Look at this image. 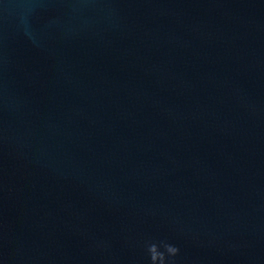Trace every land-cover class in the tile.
Masks as SVG:
<instances>
[{"label":"water","instance_id":"obj_1","mask_svg":"<svg viewBox=\"0 0 264 264\" xmlns=\"http://www.w3.org/2000/svg\"><path fill=\"white\" fill-rule=\"evenodd\" d=\"M153 244L264 264V0H0V264Z\"/></svg>","mask_w":264,"mask_h":264},{"label":"clouds","instance_id":"obj_2","mask_svg":"<svg viewBox=\"0 0 264 264\" xmlns=\"http://www.w3.org/2000/svg\"><path fill=\"white\" fill-rule=\"evenodd\" d=\"M165 247L167 252L172 256L176 255V253L178 252V249L174 246L166 245ZM149 254L151 257L152 264H157V262L163 264V260L165 258L164 254L158 251V247L156 245L153 244L149 246Z\"/></svg>","mask_w":264,"mask_h":264}]
</instances>
